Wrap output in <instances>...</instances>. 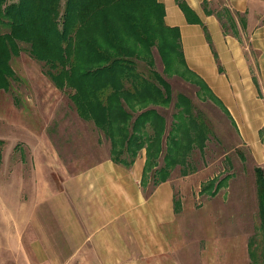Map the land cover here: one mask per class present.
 <instances>
[{
    "label": "crops",
    "instance_id": "obj_1",
    "mask_svg": "<svg viewBox=\"0 0 264 264\" xmlns=\"http://www.w3.org/2000/svg\"><path fill=\"white\" fill-rule=\"evenodd\" d=\"M157 1L164 24L179 32L185 67L216 97L239 139L257 142L264 171V0H184L201 24L188 23L174 0ZM63 110V135L34 134V165L47 164L50 176L23 185L15 234L7 226L2 243L15 240L33 264H178L183 223L171 176L153 187L140 183L143 148L129 167L111 161L104 142L99 158L79 154L77 127L88 121Z\"/></svg>",
    "mask_w": 264,
    "mask_h": 264
},
{
    "label": "trees",
    "instance_id": "obj_2",
    "mask_svg": "<svg viewBox=\"0 0 264 264\" xmlns=\"http://www.w3.org/2000/svg\"><path fill=\"white\" fill-rule=\"evenodd\" d=\"M174 1L188 23L201 24L184 0ZM163 15L157 0H0V89L15 78L11 56L25 49L75 114L108 140L111 161L129 167L143 148L142 184L155 186L175 166L186 175L195 170L190 154L194 147L203 152L209 127L187 96L172 99L169 83L152 68V48L168 68L181 52L179 32ZM194 84L206 87L199 78ZM170 104L167 128L155 107ZM252 171L257 225L246 252L252 264H264V171L257 165ZM219 184L210 178L201 191L213 195Z\"/></svg>",
    "mask_w": 264,
    "mask_h": 264
},
{
    "label": "rangeland",
    "instance_id": "obj_3",
    "mask_svg": "<svg viewBox=\"0 0 264 264\" xmlns=\"http://www.w3.org/2000/svg\"><path fill=\"white\" fill-rule=\"evenodd\" d=\"M222 16L230 25L234 24L230 14ZM151 54L152 68L169 83L172 99L176 93L187 96L209 127L203 152L199 154L194 147L190 154L195 170L186 175H180L178 166L170 170L174 197L180 203L179 217L183 223L182 245L178 256L174 255L175 261L178 264H252L247 256L246 242L257 225L252 171L257 165V142L246 145L239 139L216 97H207L206 87L198 90L194 84V78L198 77L187 70L180 51L169 68L153 48ZM9 65L15 78L9 79L7 90L0 89V264H33L27 254L18 253L15 240L7 239V244L2 243V232L9 226V234H15L20 214L18 202H22L20 199L24 196L23 185L27 183L32 188V184L40 182L42 176L45 179L50 176L45 172L47 164L34 165L33 147L40 144L34 143V134L41 131L54 135V139L63 135L65 129L57 122H64L61 115L66 112L63 109L74 111L66 93L52 85L42 73L40 62L30 58L25 49L20 50L17 56H11ZM146 68L141 66L145 73ZM200 82L204 85L202 80ZM155 108L165 118L168 128L171 104L167 108ZM60 117L62 120L57 121ZM72 117L75 116H69ZM86 125L77 127L78 136L83 135L77 151L80 154L82 149L90 160H94L100 157V143L104 142V152L108 140L101 132H95L89 122ZM44 144L48 145V142ZM52 145L57 148L61 143L55 140ZM66 155L69 156L68 153ZM61 156L62 161H71ZM210 178L220 181L213 195L201 191ZM26 198L25 195L23 199ZM7 220L10 221L8 225Z\"/></svg>",
    "mask_w": 264,
    "mask_h": 264
}]
</instances>
